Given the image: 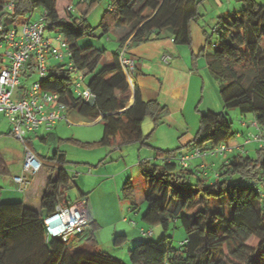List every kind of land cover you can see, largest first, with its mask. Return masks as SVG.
I'll return each instance as SVG.
<instances>
[{"label": "trees", "instance_id": "obj_1", "mask_svg": "<svg viewBox=\"0 0 264 264\" xmlns=\"http://www.w3.org/2000/svg\"><path fill=\"white\" fill-rule=\"evenodd\" d=\"M98 1L77 2V11L73 12L70 0H0V45L11 27L18 28L31 11L39 9L45 17L46 31L60 35L70 52L68 62L49 66L40 81L41 89L58 94L66 111L74 109L90 121L101 116L103 125L98 141L67 140L86 146L146 145L144 118L149 115L157 126L168 110L157 100H142L137 86L133 87L132 103L127 105L130 86L119 64V52L130 36L129 42L137 44L164 29L172 31L175 43L189 45L191 22L203 18L198 11L199 0H110V8L93 27L87 16ZM242 3L239 11L213 24L214 32H205L206 46L213 49L207 68L218 82L223 110L199 115L197 131L188 146L199 148L202 154L183 165L176 157L180 148L156 149L158 161H139L147 203L142 221L150 227L159 225L165 234L158 240L138 241L128 251L130 264H264V145L256 149L254 157L232 153L230 142L235 132L224 111L237 108L242 115L251 113L258 131L264 128V3ZM115 24L128 28L119 39L118 49L78 45V39L94 35L96 28L107 35ZM212 34L216 39L209 42ZM4 65L6 61L0 55V69ZM33 73L30 58L20 73V82ZM78 74L94 94L93 102L74 92ZM25 144L33 149L29 139ZM222 145L229 149L215 151ZM209 155L227 158L211 172L191 167L194 159ZM37 157L50 175L40 196L39 210L23 200H0V264H125L98 247L97 224L88 213L81 233L66 241L46 237L43 219L54 211L58 200L67 202L65 192L74 185V176L65 167L64 152L55 150L51 157ZM7 167L0 150V174H8ZM122 191L129 211H135L138 204L130 179ZM78 199L87 201L86 194L81 192ZM177 222L185 236L172 246L166 231ZM88 231L90 235L81 243ZM126 241L125 234L114 238L117 246ZM89 244L93 248L89 249Z\"/></svg>", "mask_w": 264, "mask_h": 264}, {"label": "rangeland", "instance_id": "obj_2", "mask_svg": "<svg viewBox=\"0 0 264 264\" xmlns=\"http://www.w3.org/2000/svg\"><path fill=\"white\" fill-rule=\"evenodd\" d=\"M103 1L106 4L105 0L94 2L88 14V20L93 27L100 21L99 19L103 9L100 4ZM255 1L264 3V0ZM218 6L221 8L219 11L227 10V12L230 13L232 11H239L243 3L242 0H199L198 11L203 14V18H201L199 23L206 29H209L208 32H211L212 25L216 21ZM100 8L102 9L100 10ZM215 39L216 34H212L210 41L213 42ZM77 43L81 47L93 45L97 48H106L108 51H114L116 48V41L113 34L101 35L99 28L94 30V35L83 36L78 39ZM6 49L5 45L0 46V55H2L4 61L7 59L5 55ZM59 50L64 53V59L68 60L66 52L62 50V48ZM38 78L39 74L34 72L26 83L30 84ZM24 83L25 81H22V84ZM18 89L17 87L15 91ZM72 110L74 111V109ZM221 110H223V108ZM224 111L227 114V118L232 122L231 130L235 133L239 131L244 132V134L238 138L239 144H243L244 140L250 139V144L247 148L250 149L249 154L254 157L255 151L260 145L252 139V136L258 131L257 127L250 122L253 115L251 113L242 115L237 108H228ZM83 118L86 121H90L86 117ZM63 121L65 125H68L67 135L76 140L80 139V142H94L102 137L103 125L101 122L78 124V122L66 119V117L63 118ZM242 121L247 122V127L243 128L241 126ZM165 125L162 121V123L155 126L149 115L144 118L142 131L143 135L147 136V145L134 142L120 146L116 144H112L111 146H86L84 144L72 142L71 140L58 141L57 139L44 143L38 137H35V134H44L46 132L44 129H38L32 134V142L37 154L44 157H51L55 150L65 152V167L71 176L75 175L73 177L74 185L69 187L65 192V200L75 202L81 192L86 194L87 201L85 207L89 209L92 220L97 224L95 237L98 247L125 264H130L128 251L133 248L138 241L146 239L158 240L165 234L159 225L150 227L155 230L153 236L141 237L136 233L137 227L139 228L138 225L147 227V225H143L144 223L142 221L147 203L143 200L144 186L143 178L140 174L139 161L151 152L153 154L150 155L153 157L151 159L153 161H158L159 158L157 159V157L154 156L156 155L155 147H160L162 150L175 149L173 148L175 147L173 146L175 145L173 137H164L162 144H160L162 142L161 139H158V141L155 140L156 136L160 138L161 135H163L162 130L159 128ZM10 131L11 124L8 118L0 113V150L3 152L8 166V174H0V200L19 201L23 200L25 193L33 192L30 194L33 196L30 201L32 206L36 207L38 203V193L41 187H43L42 183L43 181L46 183L50 175L45 176L44 173L46 172L41 168L36 177L34 176L35 179H33L34 177L30 178L28 185L23 191L18 189L19 187L17 184L13 182V176L21 174L20 166L18 165L19 161L16 158L18 154L24 151V144L21 140L15 138ZM139 153L141 155L140 158L138 156ZM54 176L55 175H53V177ZM128 179H131L135 185V199L139 204L135 211H128L129 203L122 191V187ZM216 206L223 207V210L226 209L219 204H216ZM124 217H126V221L123 220ZM131 221H134L138 225H132L130 223ZM123 233H127V241L122 245H115V236ZM166 234L170 237L172 246H177L185 236L184 229L180 222H177L175 225L171 224ZM89 235L90 232H86L83 235L81 243H84ZM88 247L89 249L93 248L90 244Z\"/></svg>", "mask_w": 264, "mask_h": 264}, {"label": "crops", "instance_id": "obj_3", "mask_svg": "<svg viewBox=\"0 0 264 264\" xmlns=\"http://www.w3.org/2000/svg\"><path fill=\"white\" fill-rule=\"evenodd\" d=\"M81 1L84 0H70V6L72 7L73 12L77 11L75 4ZM105 1L106 4L104 1L101 4L99 3L100 6H102L103 8H100V10L102 9L101 16L104 13V10L110 8V0ZM219 10H221L220 6H218L217 16L215 19L216 21L214 24L219 21L220 17L227 18L226 16L233 12L232 11L229 13L227 12V10ZM34 11L36 13L40 12L39 9H36ZM200 20L201 19H199L198 21L191 22V41L189 45L175 43L172 40L173 33L170 29H164L160 31L156 37L137 44L129 42L131 37L130 36L124 44L125 55L133 58L136 64L135 72L130 76L126 77L130 86V94L127 105L129 106L132 103L133 87L137 86L142 100H157L161 105H164L167 108L168 111L163 117L164 125H167H165L164 127L161 126V128H159L162 130L163 135H161L160 138L156 136L155 140L158 141V139H161L162 142H159H161L160 144H162L164 141V137H173L175 142V145H173L175 147L173 148H180L177 151L176 156H182L192 151V147L188 146V143L194 138V135L197 131L199 124V115L207 111L219 112L222 111L221 109L223 108L222 102L217 91L218 82L210 75L207 68L208 57L213 51L211 46H206L205 32L208 33L209 29H206L204 26H202L199 23ZM127 32V27L115 24L107 33V35L113 34V36L115 37V50L119 48V39ZM44 36L50 40L52 47L58 50L62 48L60 47V43L57 40V34L48 33L47 31H45ZM62 50L66 52L65 48H62ZM165 55L169 56L168 60L163 59ZM48 60L50 63L49 66H53L55 63L58 62L53 57L52 50L48 54ZM65 62H68V60L64 59L62 61V63ZM31 76L24 80V88H21L23 80L20 82V85L18 86L19 89L17 91H14L15 98L21 96V93L27 90L29 84H27L26 81L28 82ZM64 115L66 119L78 122V124H91L101 122V116L97 117L92 121H86L83 116L76 110L65 111ZM250 122L254 125V116H252ZM241 126L243 128L247 127V122L242 121ZM67 130L68 125H65L63 119H60L54 124L51 130L46 131L44 134H35V137H38L44 143H47V141L53 139H57L58 141L67 140L72 138L67 135ZM34 133L35 132L29 133L27 135V139H29L32 144V151L36 154V156L40 157L41 155L37 154V152L35 151V147L33 146L32 134ZM243 134L244 132L242 131L235 133L234 139L230 142V148L233 147L232 153H234L235 151L247 154L250 153V149L247 148V146H249L250 144V139L244 140L243 144H239L238 142V138ZM155 148L161 149L160 147ZM150 155H153L152 152L144 156V158L142 159L153 158ZM138 156L140 158V153ZM225 158H227V155L223 157L215 155L204 156L198 159H194L191 163V167L198 166V168H206L208 171H213V169H215L217 165L223 162ZM16 159L19 161L18 165L20 166L21 170L23 152L18 154ZM44 175L48 176V174L46 173H44ZM35 177L33 179H35ZM131 182L135 187L134 182L132 180ZM42 185L43 187H41V190L37 196L38 203L36 207L32 206V203L30 201L33 198V196H31L30 194H32L33 192L25 193L23 196L24 203H26L35 210H39L40 196L45 186V181H43ZM143 186L144 200V179ZM135 202L138 204L136 199ZM86 212L91 217L90 211L87 207ZM135 225L137 226L138 224L136 223ZM138 226L139 228L137 227L136 232L138 236L145 237V235L142 234L141 230L151 231V236L155 234V230L151 229L150 226ZM123 234L127 236V233Z\"/></svg>", "mask_w": 264, "mask_h": 264}, {"label": "built area", "instance_id": "obj_4", "mask_svg": "<svg viewBox=\"0 0 264 264\" xmlns=\"http://www.w3.org/2000/svg\"><path fill=\"white\" fill-rule=\"evenodd\" d=\"M11 7L12 3L6 8L10 10ZM69 8L72 10L71 6ZM215 29L212 28L211 31L214 32ZM45 31L44 14L31 11L18 28L11 27L9 29L0 45H5L7 48L6 65L0 69V113L8 118L11 124V134L24 144L21 174L13 176V182L17 184L20 191L24 190L30 178L36 176L42 168L36 154L25 144L27 135L41 128L49 131L58 120L65 118L66 106L58 100V94L42 90L40 87V81L46 77L49 68V52L53 51V57L58 62H62L65 57L64 53L52 47L50 40L44 36ZM57 40L61 43V47L65 48L66 55L69 56L70 52L60 35H57ZM213 45L216 43L214 42ZM124 51V47L121 48L118 60L127 77L135 72L136 64L133 58L125 55ZM30 58L33 59V70L39 74V78L32 81L27 90L21 93V96L15 98L14 91L20 85V73ZM163 59L168 60L169 56L165 55ZM74 92L87 102L94 101V94L85 85L79 74L75 80ZM254 125L256 124L254 123ZM252 139L263 146L264 128H259ZM227 149L229 148L222 145L215 151L222 152ZM201 154L200 149L195 148L177 159L181 164L187 165L190 160ZM85 204V199H78L75 202L67 201L66 203L58 200L54 211L43 219L46 237H56L66 241L69 237L81 233L88 220ZM123 220L126 221V217ZM130 223L136 224L134 221ZM141 232L144 235L152 233L144 230Z\"/></svg>", "mask_w": 264, "mask_h": 264}]
</instances>
